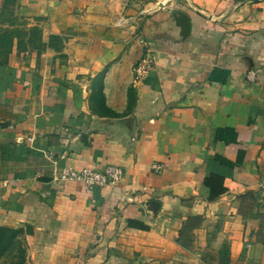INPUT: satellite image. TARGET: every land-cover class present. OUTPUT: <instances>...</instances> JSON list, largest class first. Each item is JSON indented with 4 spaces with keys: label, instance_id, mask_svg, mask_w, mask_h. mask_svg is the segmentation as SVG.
<instances>
[{
    "label": "crops",
    "instance_id": "1",
    "mask_svg": "<svg viewBox=\"0 0 264 264\" xmlns=\"http://www.w3.org/2000/svg\"><path fill=\"white\" fill-rule=\"evenodd\" d=\"M0 29V226L33 230L27 264H264V0H0ZM108 165L117 186L63 177Z\"/></svg>",
    "mask_w": 264,
    "mask_h": 264
},
{
    "label": "trees",
    "instance_id": "2",
    "mask_svg": "<svg viewBox=\"0 0 264 264\" xmlns=\"http://www.w3.org/2000/svg\"><path fill=\"white\" fill-rule=\"evenodd\" d=\"M10 0H7V2ZM5 3L4 9L8 10V7ZM12 12H3L2 14H10ZM12 15V14H11ZM5 21L10 23V25H15L17 20L12 18H7V20L2 21L4 24ZM1 30V29H0ZM33 30H37L33 28ZM8 31V29H7ZM8 35V33H3L0 35V45H9L13 46V35ZM21 42V40H20ZM32 229L24 228H11L6 226H0V264L6 258L10 257L13 261L12 264H25L26 263V248L24 247L25 235L27 233H32Z\"/></svg>",
    "mask_w": 264,
    "mask_h": 264
},
{
    "label": "built area",
    "instance_id": "3",
    "mask_svg": "<svg viewBox=\"0 0 264 264\" xmlns=\"http://www.w3.org/2000/svg\"><path fill=\"white\" fill-rule=\"evenodd\" d=\"M153 58L150 53L144 58L142 65L139 69L140 75H145L151 68ZM251 80L256 79V74L252 71L249 73ZM125 172L122 167L117 165H108L105 171H97L93 168H83L81 170H69L64 173L63 177L72 181L84 182L88 188L94 189L96 187H104L121 183L124 179ZM222 264V263H211Z\"/></svg>",
    "mask_w": 264,
    "mask_h": 264
},
{
    "label": "water",
    "instance_id": "4",
    "mask_svg": "<svg viewBox=\"0 0 264 264\" xmlns=\"http://www.w3.org/2000/svg\"><path fill=\"white\" fill-rule=\"evenodd\" d=\"M174 19L177 23V26L181 28V35L187 38L191 30V19L189 15L184 11H178L174 13Z\"/></svg>",
    "mask_w": 264,
    "mask_h": 264
},
{
    "label": "rangeland",
    "instance_id": "5",
    "mask_svg": "<svg viewBox=\"0 0 264 264\" xmlns=\"http://www.w3.org/2000/svg\"><path fill=\"white\" fill-rule=\"evenodd\" d=\"M144 2H149V1H151V2H153V3H155V4H164V2H166L167 0H143ZM24 247L26 248V251H27V253H26V263L25 264H27V255H28V246H27V242L25 241L24 242ZM13 263V261L10 259V257H6L2 262H1V264H12Z\"/></svg>",
    "mask_w": 264,
    "mask_h": 264
}]
</instances>
